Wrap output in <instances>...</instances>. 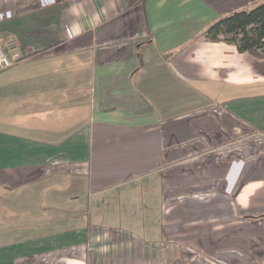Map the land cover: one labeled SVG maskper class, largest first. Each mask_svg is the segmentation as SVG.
<instances>
[{
	"label": "crops",
	"instance_id": "obj_1",
	"mask_svg": "<svg viewBox=\"0 0 264 264\" xmlns=\"http://www.w3.org/2000/svg\"><path fill=\"white\" fill-rule=\"evenodd\" d=\"M53 1L0 0V13H15L0 23V45L16 48L0 70V264L89 245L105 209L110 231L129 229L112 241L133 248L126 263L146 264L166 239L175 188L190 198L213 189L207 200L230 201L221 219L238 208L261 225L264 152L229 163L219 151L214 167L189 165V184L167 186L163 173L182 137H264L257 59L202 38L264 0ZM122 194L129 209L115 222Z\"/></svg>",
	"mask_w": 264,
	"mask_h": 264
},
{
	"label": "rangeland",
	"instance_id": "obj_2",
	"mask_svg": "<svg viewBox=\"0 0 264 264\" xmlns=\"http://www.w3.org/2000/svg\"><path fill=\"white\" fill-rule=\"evenodd\" d=\"M14 46L12 42L7 44V48ZM13 48L9 50L8 55L13 54ZM187 105L186 101L180 102L179 105H175V111L179 109L181 111ZM229 131L227 136L208 135L207 138L197 136L195 141H189L187 136L186 139L182 137L179 143H174L175 151L167 160L163 173L167 186L173 185V178L185 184L198 179L194 177L193 170L189 173V165L198 167L197 169L202 168L201 163L212 165L213 163H210L216 160L219 151L229 163L238 160L252 161L255 152H264L263 136H252L246 129L238 130L235 134ZM225 138L227 145L222 144L226 142ZM179 190L180 188H175L168 192L165 208L166 239L155 247L153 258L146 264H264V222L259 225L250 219L252 216L248 212L238 208L236 217L226 216L225 219H221L222 214L219 213H222L225 207L226 211L230 212V201H227L225 206L218 205L219 197L214 201L207 200L205 198L207 195L213 196L215 193L213 189L206 188L205 192H196L194 195L199 198L187 197V193L181 196ZM127 200L129 196L122 194L120 202L114 208L119 213L118 220L113 217L115 222L119 220L123 222L122 219L126 217L129 209ZM112 205L113 202L108 206L110 210ZM219 206L222 207L221 211L217 210ZM135 208L140 210L138 206ZM106 211L101 212L103 216H99V222L94 217L93 222L97 227H93L94 239L89 245L62 253V258L60 254L53 253L24 259L17 264H92V261L94 264H127L125 254L133 248L112 241L116 238L122 241L126 239L128 235L126 232L129 229L119 225L116 228L125 231L124 233L110 231L112 226L108 219L109 213ZM254 218L260 219L258 216ZM5 220L6 217H0L1 222Z\"/></svg>",
	"mask_w": 264,
	"mask_h": 264
},
{
	"label": "trees",
	"instance_id": "obj_3",
	"mask_svg": "<svg viewBox=\"0 0 264 264\" xmlns=\"http://www.w3.org/2000/svg\"><path fill=\"white\" fill-rule=\"evenodd\" d=\"M202 38L233 45L240 54L253 56L257 59L255 70L264 76V3L220 19L202 34Z\"/></svg>",
	"mask_w": 264,
	"mask_h": 264
},
{
	"label": "built area",
	"instance_id": "obj_4",
	"mask_svg": "<svg viewBox=\"0 0 264 264\" xmlns=\"http://www.w3.org/2000/svg\"><path fill=\"white\" fill-rule=\"evenodd\" d=\"M54 1L53 0H39V3L42 7H47L51 5ZM15 13L13 11H8L5 13H0V23L7 20L14 18ZM16 48H13V51ZM16 62L14 59L9 58L8 54L5 52L2 45H0V70L9 69L14 65Z\"/></svg>",
	"mask_w": 264,
	"mask_h": 264
}]
</instances>
